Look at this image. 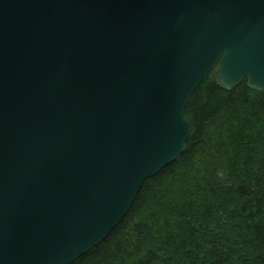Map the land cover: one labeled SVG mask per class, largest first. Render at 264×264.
<instances>
[{"label": "water", "instance_id": "1", "mask_svg": "<svg viewBox=\"0 0 264 264\" xmlns=\"http://www.w3.org/2000/svg\"><path fill=\"white\" fill-rule=\"evenodd\" d=\"M211 74L264 91V0H0V264L103 243Z\"/></svg>", "mask_w": 264, "mask_h": 264}, {"label": "trees", "instance_id": "2", "mask_svg": "<svg viewBox=\"0 0 264 264\" xmlns=\"http://www.w3.org/2000/svg\"><path fill=\"white\" fill-rule=\"evenodd\" d=\"M186 151L72 264H264V91L214 74L192 95Z\"/></svg>", "mask_w": 264, "mask_h": 264}]
</instances>
